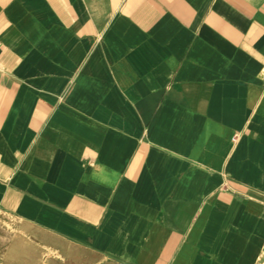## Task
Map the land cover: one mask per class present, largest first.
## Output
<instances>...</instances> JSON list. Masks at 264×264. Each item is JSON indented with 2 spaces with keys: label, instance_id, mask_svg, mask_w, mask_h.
<instances>
[{
  "label": "crops",
  "instance_id": "obj_1",
  "mask_svg": "<svg viewBox=\"0 0 264 264\" xmlns=\"http://www.w3.org/2000/svg\"><path fill=\"white\" fill-rule=\"evenodd\" d=\"M0 209L31 264H264V0H0Z\"/></svg>",
  "mask_w": 264,
  "mask_h": 264
},
{
  "label": "rangeland",
  "instance_id": "obj_2",
  "mask_svg": "<svg viewBox=\"0 0 264 264\" xmlns=\"http://www.w3.org/2000/svg\"><path fill=\"white\" fill-rule=\"evenodd\" d=\"M17 232L18 230H14V225L9 223L0 209V264H31L19 258L17 251L10 249V240L13 242V238H17Z\"/></svg>",
  "mask_w": 264,
  "mask_h": 264
}]
</instances>
